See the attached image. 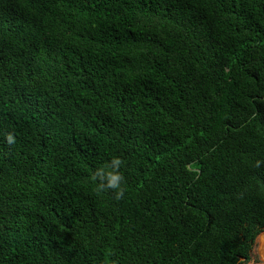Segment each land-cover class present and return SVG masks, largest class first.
I'll return each mask as SVG.
<instances>
[{
	"label": "trees",
	"instance_id": "1",
	"mask_svg": "<svg viewBox=\"0 0 264 264\" xmlns=\"http://www.w3.org/2000/svg\"><path fill=\"white\" fill-rule=\"evenodd\" d=\"M263 236L264 0H0V264H250Z\"/></svg>",
	"mask_w": 264,
	"mask_h": 264
},
{
	"label": "clouds",
	"instance_id": "2",
	"mask_svg": "<svg viewBox=\"0 0 264 264\" xmlns=\"http://www.w3.org/2000/svg\"><path fill=\"white\" fill-rule=\"evenodd\" d=\"M6 141L8 144H14L15 136L12 133H8L6 135ZM124 164L125 161L121 157L114 156L104 166L95 170L92 179L97 181V192L111 190L114 193L115 199L120 200L124 197L126 191V188L123 186L125 176L121 172ZM257 166H259V162Z\"/></svg>",
	"mask_w": 264,
	"mask_h": 264
},
{
	"label": "rangeland",
	"instance_id": "3",
	"mask_svg": "<svg viewBox=\"0 0 264 264\" xmlns=\"http://www.w3.org/2000/svg\"><path fill=\"white\" fill-rule=\"evenodd\" d=\"M259 237L258 240L256 238V247H254L252 250V260L250 264H264V236L261 239H259ZM257 243L260 244L259 248L263 246V250H261V253L258 250Z\"/></svg>",
	"mask_w": 264,
	"mask_h": 264
}]
</instances>
